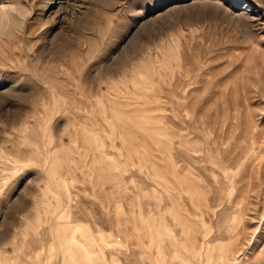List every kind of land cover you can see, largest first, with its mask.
Returning a JSON list of instances; mask_svg holds the SVG:
<instances>
[{
	"label": "rangeland",
	"instance_id": "rangeland-1",
	"mask_svg": "<svg viewBox=\"0 0 264 264\" xmlns=\"http://www.w3.org/2000/svg\"><path fill=\"white\" fill-rule=\"evenodd\" d=\"M0 264H264V0H0Z\"/></svg>",
	"mask_w": 264,
	"mask_h": 264
}]
</instances>
